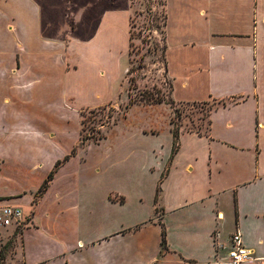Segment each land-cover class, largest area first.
Wrapping results in <instances>:
<instances>
[{
	"label": "crops",
	"instance_id": "0c3cea01",
	"mask_svg": "<svg viewBox=\"0 0 264 264\" xmlns=\"http://www.w3.org/2000/svg\"><path fill=\"white\" fill-rule=\"evenodd\" d=\"M62 1L66 10L83 7L82 20L75 23L64 13ZM130 9L128 0L0 1V214L8 206L23 212L16 263L77 264L81 247L93 250L92 264H216L215 254L224 263L228 251L216 252V245L223 249L219 231L230 222L229 250L239 232L251 255L247 264H264V0H167V77L174 100L223 104L208 115L206 134L182 128L167 178L174 167L178 173V165L200 172L178 183L172 207L161 206L159 220L160 183L148 221L128 225L108 218L88 234L91 212L73 196L80 164L77 156L64 161L75 148L68 144L60 154L65 133L53 134L52 126L62 114L79 120L81 109L113 102L116 78L112 68H102V54L109 56L116 23L129 30ZM171 34L177 35L173 41ZM113 196H108L112 207L126 204L125 197ZM170 215L176 216L175 236L165 224ZM11 227L19 228L0 222V244L5 233L13 234Z\"/></svg>",
	"mask_w": 264,
	"mask_h": 264
},
{
	"label": "rangeland",
	"instance_id": "374dc122",
	"mask_svg": "<svg viewBox=\"0 0 264 264\" xmlns=\"http://www.w3.org/2000/svg\"><path fill=\"white\" fill-rule=\"evenodd\" d=\"M128 1L131 7L128 10L131 12L129 30L123 23H116V33L108 50L109 56L102 54V57H105L101 64L102 68H112L116 78L113 102L95 108L81 109L78 123L71 116L62 114L60 120L52 126L53 134L65 133L61 136L64 139L63 143L59 144L60 154L71 148L68 149V144L72 143V149L75 148L68 155V159L77 156L75 158L80 164L73 196L76 197L75 204L91 212L89 222L92 231H88L90 235H94L95 228L102 220L108 218L115 224L122 220L128 225L148 221L150 216L153 217L155 214L157 206L154 197L156 187L161 182L162 192L158 194L159 213L156 214V219L159 220L163 213L161 206L166 211L172 207L178 183H188L200 172L199 168L191 173L184 172L185 165H178V173L174 167L167 178L166 165L172 166V161L168 162L173 154L172 131L177 129L181 132L184 127L188 132L206 134L208 115L223 104L213 100L200 103L174 100L172 83L167 77V68H170L167 51L169 16L167 0ZM63 2L61 5L64 7V13L74 17L73 21L76 19L81 21L84 8L77 6L78 10L71 7L66 10L67 5ZM169 5L172 16L174 10L172 1ZM170 26L173 27V20ZM72 29L65 40V44L69 46L72 36H75L74 27ZM173 37L177 38V35L171 34V41ZM14 61L15 65L19 63V56ZM70 61L68 63L72 64ZM125 68H129L128 73H125ZM147 99H162L163 103L147 104ZM67 104L72 105L71 102ZM57 106L58 103H55L53 109ZM178 143L180 149V140ZM188 143L191 146H198L194 141ZM110 193L114 194L113 197L117 201L122 200L116 195L125 197L126 204L112 207L108 200ZM167 218L166 228L175 236L172 231L176 227V216L170 215ZM25 226L24 223L18 229L11 227L14 237L5 233L4 242L0 244V247L6 246L4 248L6 261L3 264H18L13 254L17 247H21ZM111 226L116 225L112 223ZM5 229L7 232L10 228ZM232 231L233 226L230 222L220 228L219 243L226 244L223 249L222 246L216 245V252L229 251L228 242ZM203 234L202 232L201 235ZM10 240L12 244L9 245ZM152 240L149 248L154 250L155 240ZM78 253L80 261L77 264H92L93 257L95 258L93 250L81 247ZM148 255L151 256L150 253ZM215 258L216 264H223L220 263L223 258L218 259V254H215Z\"/></svg>",
	"mask_w": 264,
	"mask_h": 264
},
{
	"label": "built area",
	"instance_id": "2783aa9c",
	"mask_svg": "<svg viewBox=\"0 0 264 264\" xmlns=\"http://www.w3.org/2000/svg\"><path fill=\"white\" fill-rule=\"evenodd\" d=\"M0 222L5 227L11 225L21 227L24 224L23 212L18 207H4L0 214ZM250 259L251 255L243 243L242 235L239 232L235 233L231 238L227 260L223 264H247Z\"/></svg>",
	"mask_w": 264,
	"mask_h": 264
},
{
	"label": "trees",
	"instance_id": "16d2710c",
	"mask_svg": "<svg viewBox=\"0 0 264 264\" xmlns=\"http://www.w3.org/2000/svg\"><path fill=\"white\" fill-rule=\"evenodd\" d=\"M1 1V0H0ZM131 73V72H129ZM173 89L172 87V84H171V90ZM149 100V101H148ZM151 101V102H150ZM163 103V100L162 99H147V104H161ZM173 133V137H174V146H173V154H172V157H171V160L174 158L173 156L178 152L179 150V137H180V132L177 130V129H174L172 131ZM68 160V157H66L64 159V161H67ZM62 162L59 161L54 170L52 171V173L49 175V178L45 181L44 185L41 187L40 191H39V196H41L42 194L45 193V191L47 190L48 188V185L49 183L53 180L54 178V174L57 172V170L60 168ZM160 185H161V182L158 186V189H157V196H156V203H158V194L160 193ZM159 211L157 210L156 211V214H158ZM161 249L162 251L166 250V232L163 230V233H162V242H161ZM5 261V253H4V248H2L0 250V264H3Z\"/></svg>",
	"mask_w": 264,
	"mask_h": 264
}]
</instances>
